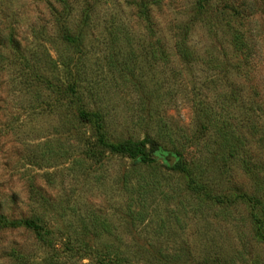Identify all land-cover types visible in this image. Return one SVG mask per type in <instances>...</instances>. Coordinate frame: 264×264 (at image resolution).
I'll list each match as a JSON object with an SVG mask.
<instances>
[{
  "label": "rangeland",
  "instance_id": "1",
  "mask_svg": "<svg viewBox=\"0 0 264 264\" xmlns=\"http://www.w3.org/2000/svg\"><path fill=\"white\" fill-rule=\"evenodd\" d=\"M196 3L0 0V264H264V0Z\"/></svg>",
  "mask_w": 264,
  "mask_h": 264
},
{
  "label": "trees",
  "instance_id": "2",
  "mask_svg": "<svg viewBox=\"0 0 264 264\" xmlns=\"http://www.w3.org/2000/svg\"><path fill=\"white\" fill-rule=\"evenodd\" d=\"M59 2H63V0H57ZM208 0H197V15H205L206 5ZM141 14L143 16V21H145L147 24H150V16L148 13V10L146 8H143L141 11ZM186 32V29L184 30ZM64 38L65 41L69 45L75 46L78 43L79 35H71L70 31L65 30L64 31ZM236 48H240L242 44L236 43ZM239 44V45H238ZM175 53L179 57L180 61L184 64H191L194 59L193 52L187 47L185 40L182 38L180 41H177L175 46ZM66 83L65 89H63V92H69V96L72 99V102L74 100V97L76 96V93L74 91V82L75 78H73L72 75H70L68 81ZM74 103V102H73ZM79 108L77 110V118L80 121H85L91 124L93 127L95 134H96V141L98 143V146L100 147V150H107L111 154L126 156L131 159H137L143 164H152L154 163L153 154L158 151L157 144H155L153 141H150L147 145L143 142L135 141L133 139L120 141L117 143H113L110 140L106 138L105 132H104V123L102 117L99 115L96 111H88L86 110L83 105L79 104ZM223 143L227 146L229 152L231 153L233 150L231 139L227 137H223ZM147 146V147H146ZM169 170L174 171H180L182 173H187V169L180 161H177L174 163V165L168 167ZM1 222V221H0ZM257 223L256 225V233L260 237H264V223L260 221H255ZM2 223V222H1ZM11 226H20L25 225L27 227H31V223L29 221H12L9 223ZM97 264H105L104 259L97 262Z\"/></svg>",
  "mask_w": 264,
  "mask_h": 264
},
{
  "label": "water",
  "instance_id": "3",
  "mask_svg": "<svg viewBox=\"0 0 264 264\" xmlns=\"http://www.w3.org/2000/svg\"><path fill=\"white\" fill-rule=\"evenodd\" d=\"M172 165H173V161L170 162V166H172Z\"/></svg>",
  "mask_w": 264,
  "mask_h": 264
}]
</instances>
